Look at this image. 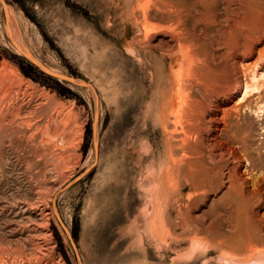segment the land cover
<instances>
[{
    "label": "rangeland",
    "instance_id": "374dc122",
    "mask_svg": "<svg viewBox=\"0 0 264 264\" xmlns=\"http://www.w3.org/2000/svg\"><path fill=\"white\" fill-rule=\"evenodd\" d=\"M135 4L137 0H0V66L10 67L14 81H22L34 95L23 115L31 116L32 126L38 127L29 129L28 138L17 137L11 147L3 140L7 145L2 144L0 156V244L32 252L29 244L41 243L39 255L55 264H240L215 238L222 224L227 232L233 231L228 210L219 202L226 188L189 211L190 220L203 229L192 228L183 244L185 253L191 241L201 239L194 255H178V246L168 240L172 229L167 223L162 224L160 242L145 227L141 216L152 203L141 192L149 180L142 187L140 179L150 159L137 139V121L154 131L151 144L157 151L162 149V131L158 121L148 122L145 116L148 105L159 101V94L154 96L159 87L153 85L150 69L138 64L137 49L129 44L137 39L129 19ZM162 39L168 37L159 33L153 42ZM176 78L183 89L186 72ZM245 80L238 70L231 103L249 97ZM183 98L180 130L189 125L188 96ZM245 120L253 140L262 139V118L250 113ZM34 133L41 135L35 142ZM52 134L58 136L57 154H51L47 144ZM32 151H39L38 157ZM172 214L181 232V218Z\"/></svg>",
    "mask_w": 264,
    "mask_h": 264
},
{
    "label": "bare ground",
    "instance_id": "6f19581e",
    "mask_svg": "<svg viewBox=\"0 0 264 264\" xmlns=\"http://www.w3.org/2000/svg\"><path fill=\"white\" fill-rule=\"evenodd\" d=\"M134 6L129 19L131 28L137 32V39L133 38L129 44L137 49L138 64L150 69L152 83L159 87L154 92V96L159 94V101L148 105L145 116L148 122L158 121L162 131V149L157 151L151 144L154 131H148L146 124L140 125L137 121V139L142 141L141 149L150 159L145 175L140 179L142 187L149 180V187L141 192L150 197L152 203L148 212L141 216L146 221L145 227L160 242L163 239L162 224L167 223L172 229L168 240L174 247L178 246V255H192L203 244L202 240L191 241L190 249L185 253L183 244L192 228L197 231L203 229L201 224L195 225L190 220L189 211L205 201L209 194L226 188L219 202L228 210V223L233 231L227 232L222 224L215 238L220 241L221 248L228 249L232 259L240 264H264V72L261 74L264 70V0H137ZM159 33L168 39L154 44L153 40ZM238 70L246 78L245 96L249 95L240 104L229 100L239 81ZM184 72L186 82L182 89L176 76L179 73L182 78ZM14 79L10 67L6 64L0 66L2 157L4 139H8L11 147L17 144V137H25L34 127L33 121L29 120L32 117L23 115L34 102V95L28 93L29 88L22 81ZM255 90L257 92L253 93ZM184 95L188 96L190 106L189 125L180 130ZM246 110L262 118V139L253 140L251 127L245 120L250 114H245ZM53 116L50 117L53 119ZM33 124L38 126L36 122ZM37 135L31 134L34 142L39 140ZM57 137L55 134L47 142L51 154H57L54 149ZM31 140L30 144L33 143ZM36 144L40 149V144ZM38 152L33 154L38 157ZM46 156L45 160L48 159ZM42 172L44 174L45 171ZM42 172L39 175L42 176ZM186 190H189L188 194H185ZM173 212L181 218V232H178L180 225ZM29 245L32 252L22 246L5 247L0 244V264H43L45 260L38 252L43 245L32 242ZM192 264L199 263L195 261Z\"/></svg>",
    "mask_w": 264,
    "mask_h": 264
}]
</instances>
